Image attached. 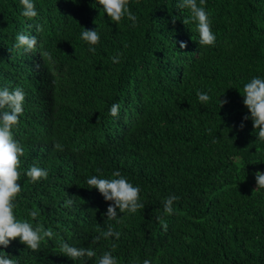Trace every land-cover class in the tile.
<instances>
[{"label":"trees","instance_id":"1","mask_svg":"<svg viewBox=\"0 0 264 264\" xmlns=\"http://www.w3.org/2000/svg\"><path fill=\"white\" fill-rule=\"evenodd\" d=\"M33 2L38 16L27 20L20 0H0V89L25 93L13 128L24 148L15 215L56 235L38 251L17 238L0 254L17 264H82L59 253L63 240L92 247L97 255L87 264L105 251L118 264H264V189L253 192L264 141L243 120L250 113L240 92L253 77L264 79V0H206L214 46H200L195 24H183L180 0H129L136 27L127 17L114 24L98 0ZM82 27L100 36L94 54ZM18 33L37 36L35 52L13 47ZM198 91L210 96L206 104ZM219 99L228 103L219 107ZM114 103L118 117L109 114ZM33 165L47 179L32 183ZM115 170L140 188L145 204L135 214L117 210L122 224L106 220L111 202L86 183ZM170 195L179 199L166 215ZM68 198L74 203L64 207ZM108 223L119 239L92 244Z\"/></svg>","mask_w":264,"mask_h":264},{"label":"clouds","instance_id":"2","mask_svg":"<svg viewBox=\"0 0 264 264\" xmlns=\"http://www.w3.org/2000/svg\"><path fill=\"white\" fill-rule=\"evenodd\" d=\"M75 2V0H73ZM22 5L21 15L27 20H32L38 16L33 0H20ZM98 4L102 6L104 13H107L108 19L114 24H119L123 18L127 17L132 22V27L137 26V16L132 13L129 8V0H98ZM206 0H180L177 8L186 10L188 15L182 20L183 24H195L196 31L199 35L198 44L200 46H214L216 36L211 28V20L205 10ZM177 18L173 17V23ZM31 27V26H30ZM81 33V38L89 45V51L93 54L96 52L95 45L100 41V36L96 29H87ZM36 31H42L40 26H36ZM37 36L18 33L16 42L13 45L16 49H23L25 53H33L37 47ZM180 48H186L187 42L180 41ZM127 47V45H125ZM40 55L47 61L51 62V54L47 51L41 52ZM123 53H118L111 57L113 64L120 63V57ZM243 104L249 110L250 115L243 117L244 121L251 120L253 129L257 135V139L264 141V79L253 77L250 82L244 84L242 91ZM198 100L202 104H206L210 100L207 93L197 92ZM25 101V93L21 87L10 89L3 87L0 89V245L5 248L10 245L13 240L19 238L20 242L30 248L32 251H38L40 244L46 238L51 239L56 234L51 228H45L42 223L33 224L27 219H17L14 210L17 208V197L21 192V185L17 183L20 180V157L24 155V148L20 141L14 138L13 128L17 127L20 117L24 115L23 104ZM228 103L227 99H219V107ZM120 105L113 104L109 110V114L113 117L119 116ZM244 123L240 124V128L244 127ZM216 141L214 140L213 143ZM54 148L58 151H64V145L58 141H54ZM97 173L102 175L100 168L96 169ZM27 177L32 183H36L41 179H47L48 171L36 165L30 167L26 172ZM113 178H99L96 175L87 179L86 183L89 189L95 188L102 195L105 201H110L107 211L103 215L107 221H115L116 224H122V214H135L139 209L145 208V204L140 201V188L133 186L119 170L112 172ZM257 189H264V172L256 171L255 173ZM179 197L170 195L163 201L164 213L166 215L173 214V203ZM74 201L68 198L64 201V207H71ZM32 220H36L39 216L37 210L29 211ZM167 231V224L160 221ZM119 239L120 233L116 231L111 223L107 224V230L101 231L95 236L92 244H96L101 238L109 237ZM116 244H112L111 248L115 250ZM59 253L71 258L73 261L80 260L82 264H87V260L97 255L92 247H75L70 246L63 240L59 243ZM0 264H17V262L8 255L0 254ZM97 264H118L117 257L112 251H105L97 260ZM143 264H151V261L145 259Z\"/></svg>","mask_w":264,"mask_h":264}]
</instances>
